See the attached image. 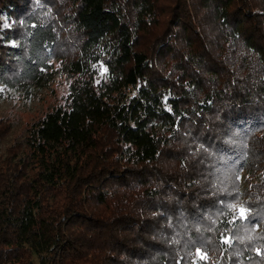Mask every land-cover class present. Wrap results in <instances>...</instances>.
<instances>
[{
  "label": "trees",
  "instance_id": "trees-1",
  "mask_svg": "<svg viewBox=\"0 0 264 264\" xmlns=\"http://www.w3.org/2000/svg\"><path fill=\"white\" fill-rule=\"evenodd\" d=\"M53 61L64 100L0 158V264H264V0H0V86Z\"/></svg>",
  "mask_w": 264,
  "mask_h": 264
},
{
  "label": "rangeland",
  "instance_id": "rangeland-1",
  "mask_svg": "<svg viewBox=\"0 0 264 264\" xmlns=\"http://www.w3.org/2000/svg\"><path fill=\"white\" fill-rule=\"evenodd\" d=\"M48 11L50 17L61 20L62 15L59 12L55 13L54 10L49 8ZM4 24L2 22V25ZM58 25L60 27L65 26L62 25V22H58ZM53 65L54 69L51 71L47 81L38 86H30L20 90L0 86V133L5 132V129L1 128L2 123L9 125L6 130L7 132L0 138L1 159L4 158L7 149L13 148L14 144L22 140L24 130L30 123L39 119L45 112L64 100L71 78L67 76L66 72L56 68L58 66L56 61H53ZM95 67L97 77L105 73L104 66L98 65ZM124 94L125 96L136 95V89L128 87L125 89ZM215 158H218V155ZM219 161L223 163L222 159H219ZM240 183L242 185L241 188L246 186L244 175H241ZM236 209L238 212L241 211L240 207ZM33 264L38 263L34 262Z\"/></svg>",
  "mask_w": 264,
  "mask_h": 264
},
{
  "label": "snow or ice",
  "instance_id": "snow-or-ice-1",
  "mask_svg": "<svg viewBox=\"0 0 264 264\" xmlns=\"http://www.w3.org/2000/svg\"><path fill=\"white\" fill-rule=\"evenodd\" d=\"M243 212H244V210L243 209H241V214L243 215ZM197 254L199 255V251L197 252ZM202 259H203V257H201Z\"/></svg>",
  "mask_w": 264,
  "mask_h": 264
}]
</instances>
